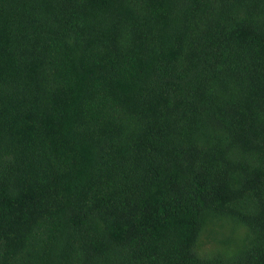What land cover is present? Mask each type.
Instances as JSON below:
<instances>
[{"label":"trees","instance_id":"16d2710c","mask_svg":"<svg viewBox=\"0 0 264 264\" xmlns=\"http://www.w3.org/2000/svg\"><path fill=\"white\" fill-rule=\"evenodd\" d=\"M0 264H264V0H0Z\"/></svg>","mask_w":264,"mask_h":264}]
</instances>
